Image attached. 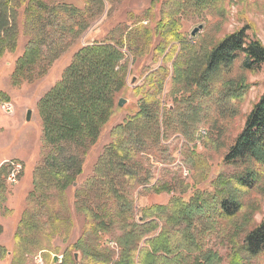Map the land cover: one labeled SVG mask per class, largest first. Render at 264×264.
<instances>
[{"label":"trees","instance_id":"1","mask_svg":"<svg viewBox=\"0 0 264 264\" xmlns=\"http://www.w3.org/2000/svg\"><path fill=\"white\" fill-rule=\"evenodd\" d=\"M81 1L82 10L66 0H0V60L16 51L20 35L25 39L11 73L13 86L43 77L100 18L105 5L121 0ZM225 2L152 0L144 20L120 28L117 39L84 46L73 55L60 81L37 104L45 151L29 196L38 195V202L19 221L11 264H32L44 251L55 253L51 262L57 264L58 250L48 246L55 234H69L72 215L81 220V233L60 264H223L209 241L223 232L230 245L227 264L258 263L264 253V217L242 232L229 223L235 224L241 211L242 194L259 189L263 180L264 91L223 157V164L238 173L216 175L211 192L197 191L187 199L172 196L166 205L144 209L136 205L138 197L177 189L178 178L155 179L150 157L166 156L165 143L176 135L192 142L208 113L206 104L215 105L221 118L234 119L238 112L232 105L243 102L249 89L246 75L264 65V46L248 37L246 27L217 41L185 42L181 20L219 13L224 21ZM156 5L153 21L148 15ZM147 21L154 22L153 30L140 25ZM122 50L132 64L147 51L161 64L132 90L137 112L110 129L91 175L73 189L83 171L69 148L84 152L94 146L115 116L116 95L126 90L129 74V57ZM167 96L170 107L164 104ZM4 173L2 166L0 176ZM69 188L74 190L73 214L64 200ZM108 240L117 252L109 249ZM4 251L0 247V258Z\"/></svg>","mask_w":264,"mask_h":264},{"label":"rangeland","instance_id":"2","mask_svg":"<svg viewBox=\"0 0 264 264\" xmlns=\"http://www.w3.org/2000/svg\"><path fill=\"white\" fill-rule=\"evenodd\" d=\"M151 1L121 0L112 6L105 5V10L100 18L93 22L90 28L79 39H76L68 49L64 50L43 77L32 83L13 86L10 82L14 63L23 53L25 39L22 35H20L16 51L14 53H6L0 60V168L4 166L6 171L0 176V181L4 184V187H0V206L3 204L2 210H0V220L8 223L9 227L14 226L13 241L10 247L4 249L5 253L0 258V264L12 263L14 234L19 221L25 210L30 211L38 202V195L29 196L33 190L34 173L40 166L45 151L43 126L37 108L38 102L60 81L73 55L80 48L93 43L103 42L109 38L117 39L121 36L122 27H131L136 21L143 19V14L150 8ZM66 3L73 5L79 10L84 7L81 0H66ZM156 7L158 8V5L148 15V17L154 16L153 21L157 19ZM153 21H147L140 25L153 30ZM181 27L185 42L192 45L201 41H217L242 27H246L248 29L246 32L248 37L258 40L264 46V0H226L224 21L220 18L219 13L214 16L213 14H203L200 17L192 16L182 19ZM199 27H201V30L192 37V31ZM122 51L126 57H129V74L126 78V90L116 95L117 111L115 116L110 119L108 125L102 130L100 138L94 146L84 152L78 151L73 146L69 148L70 154L77 156L82 161L83 171L82 175L77 178L73 189L82 185L91 175L97 159L109 142L110 129L121 123L125 117L137 112L138 97L132 94V90L142 85L143 79L147 75L146 73L155 71L161 64V58L158 59V62H153L152 53L148 51L144 52L145 55L132 64L130 56L125 50ZM170 65L168 63L166 67L170 68ZM238 67L239 63H236L235 70ZM246 79L249 89L243 102L232 105L238 112L234 119L221 118L214 110L215 105L207 106L206 104L204 109H209L208 113L192 142L185 143L182 137L176 135L165 143L167 145L166 156L155 155L156 157H150V161L154 166L155 179H162L168 182L172 178H178V182L174 185L177 189L171 194H149L138 197L136 205L139 209L152 205H166L172 196L187 199L197 191L211 192L210 182L216 178V175L238 173L233 167L223 164V157L234 138L242 129L245 118L253 104L264 91V65L258 72L247 74ZM170 88L171 83L168 79L166 94ZM5 98L7 101L4 100ZM119 100L125 101L122 107H118ZM164 104L166 107L171 106L172 102L168 96L165 97ZM27 111L31 112L30 122L25 121ZM167 156L170 159L168 161L165 160ZM11 164L19 167L14 184L7 182ZM165 169L168 170L162 171ZM262 178L259 189L243 193L240 197L241 211L235 218V224L234 222L229 223L234 225L233 231L236 229L240 230V232L246 231L253 225L259 224L263 219L264 176ZM73 189L69 188L64 194V200L67 202L72 214ZM1 197H5L3 203L1 202ZM72 219L73 225L68 235L59 232L50 240V246L48 247L57 249L58 256H62L68 245L75 243L80 236L81 220L76 219L73 215ZM224 236L225 233L223 232L218 236H212L209 241L213 250L222 257L223 264H227L230 245L226 238H222ZM4 238L9 239L8 227ZM107 246L110 250L117 252V246L114 242L108 240ZM43 253V256L36 254L35 259L31 260L32 264H53L51 259L52 254L55 253L50 251H44ZM36 260L41 263H36ZM27 262L24 260V264ZM255 264H264V253L258 263Z\"/></svg>","mask_w":264,"mask_h":264},{"label":"crops","instance_id":"3","mask_svg":"<svg viewBox=\"0 0 264 264\" xmlns=\"http://www.w3.org/2000/svg\"><path fill=\"white\" fill-rule=\"evenodd\" d=\"M7 208V207H6ZM15 216V215H14ZM8 222V221H7ZM7 227L9 230V239H5V235L7 234ZM12 227V226H11ZM8 226V223L2 222L0 220V247L7 249L10 247L12 240V233L14 231V226L11 228ZM2 229V232H1ZM8 237V236H7Z\"/></svg>","mask_w":264,"mask_h":264},{"label":"built area","instance_id":"4","mask_svg":"<svg viewBox=\"0 0 264 264\" xmlns=\"http://www.w3.org/2000/svg\"><path fill=\"white\" fill-rule=\"evenodd\" d=\"M18 172H19V167L11 164L10 173L7 177V182L14 184L16 182V177H17ZM52 257H54V256H52ZM56 258H57V264H60L61 260H62V256H57ZM37 262L41 263L40 261L36 260V263Z\"/></svg>","mask_w":264,"mask_h":264},{"label":"water","instance_id":"5","mask_svg":"<svg viewBox=\"0 0 264 264\" xmlns=\"http://www.w3.org/2000/svg\"><path fill=\"white\" fill-rule=\"evenodd\" d=\"M199 30H201V27L194 29L192 31V33H191V36L194 37L198 33ZM124 104H125V101L124 100H119L118 107H122ZM30 117H31V112L30 111H27L26 120L25 121L26 122H30Z\"/></svg>","mask_w":264,"mask_h":264}]
</instances>
